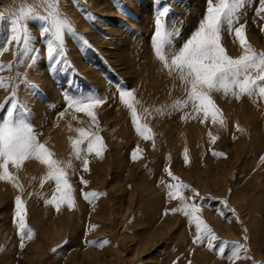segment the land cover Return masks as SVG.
I'll use <instances>...</instances> for the list:
<instances>
[{"label": "rangeland", "instance_id": "obj_1", "mask_svg": "<svg viewBox=\"0 0 264 264\" xmlns=\"http://www.w3.org/2000/svg\"><path fill=\"white\" fill-rule=\"evenodd\" d=\"M206 8L207 0H0V124L30 127L70 185L57 208L47 165L9 162L15 179H0V264H264V97L212 91L220 110L213 121L153 45L159 19L170 65ZM54 19L65 22L63 48ZM240 25L252 49L264 52V0H239L231 28L222 22L221 44L234 58L244 51L234 35ZM122 90L134 93L143 135ZM69 98L99 99L95 121ZM91 134L102 138L99 156L87 152ZM81 139L77 157L73 141ZM181 182L190 187L173 199L169 185ZM88 192L98 195L85 200ZM17 197L32 230L23 240ZM193 204L217 237L211 248L207 237L194 242L184 211H172ZM225 241L243 245L238 256Z\"/></svg>", "mask_w": 264, "mask_h": 264}, {"label": "snow or ice", "instance_id": "obj_2", "mask_svg": "<svg viewBox=\"0 0 264 264\" xmlns=\"http://www.w3.org/2000/svg\"><path fill=\"white\" fill-rule=\"evenodd\" d=\"M239 0H219L214 4L213 0H207L206 14L200 23L198 30L183 44L178 52L171 56V64L167 63V58L163 54L164 45L167 43V36L161 30L159 19L156 22V29L153 35V45L158 57L165 61V66L179 70L181 79L189 80L191 84L188 100L192 101L198 111H203L205 116L211 114L213 121H216L217 114L220 112L213 102L210 93L212 91L223 90L225 93L232 91L233 95L239 98L241 95L247 94L249 96L258 92L259 96L264 97V52H256L248 44L245 35L244 25H240L234 29V35L238 40L241 47L244 49L243 54L238 57H232L227 54L226 49L221 44V25L223 21H227L229 28L233 23L234 14L236 12ZM167 9H165V12ZM15 23V22H13ZM65 22L54 19L53 27L55 29V39L60 41V46L63 48L61 28ZM70 27V26H69ZM16 33L11 36V40L20 41L21 36L18 29H13ZM49 28L45 27L43 33H48ZM24 42L27 44L28 36H24ZM55 48L50 46L47 53L51 55ZM253 70L256 75H253ZM134 93L131 90H122L120 92V99L123 103L132 109L133 121L137 125V131L144 134L143 128L137 120V112L132 103ZM99 99L93 98H69V107H76L77 111L86 112L95 121V116L92 109L100 104ZM15 107V106H13ZM12 112H8L11 116ZM221 123L223 121L221 120ZM83 135V133H82ZM145 136V139H148ZM84 139L88 140L87 152L93 153L97 156L101 155L103 147L102 138L97 134H91ZM84 139L73 141V147L79 157V145L84 142ZM215 139V138H213ZM223 155V153H219ZM36 158L43 164L47 165L49 172L48 178L54 179L56 183V191L59 194V201L53 197L50 203L56 204L57 208L59 203L65 200V194L70 190V185L66 179V172L59 166L58 162L53 159L52 153L42 143H39L32 129L27 126L13 127L9 120L0 124V159L3 163L0 164V179L14 180L15 178L8 171V164L11 162L15 167L19 168L23 161L29 158ZM135 158V153H133ZM188 157L185 155V161ZM84 171H88V161L84 159ZM172 176L171 171L168 172ZM178 180V177H174ZM87 183L86 181H82ZM190 186L184 183H173L169 185L168 195L176 199L180 195L181 189H188ZM193 193L198 197L192 189ZM96 192L84 193L85 200L96 197ZM69 206L72 204L71 197H67ZM16 222L18 224L21 239L25 230L29 237L32 235V230L28 228L25 222V207L24 202L16 198ZM172 211H184L186 217H190L196 227V236L194 242L200 243L206 237L208 238V246L213 247L212 241L217 239L215 233L197 214L199 209L195 204L191 206V211L185 206L184 209H173ZM225 244H232L234 248V255L239 254V250L243 245L234 241H225ZM23 247V243H21ZM221 252L224 251L222 247Z\"/></svg>", "mask_w": 264, "mask_h": 264}, {"label": "bare ground", "instance_id": "obj_3", "mask_svg": "<svg viewBox=\"0 0 264 264\" xmlns=\"http://www.w3.org/2000/svg\"><path fill=\"white\" fill-rule=\"evenodd\" d=\"M193 133V132H192Z\"/></svg>", "mask_w": 264, "mask_h": 264}]
</instances>
